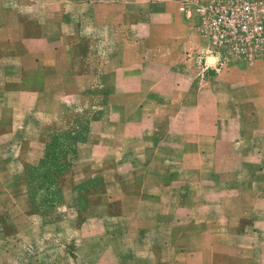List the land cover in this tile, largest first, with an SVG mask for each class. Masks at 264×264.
I'll return each instance as SVG.
<instances>
[{
	"label": "crops",
	"instance_id": "1",
	"mask_svg": "<svg viewBox=\"0 0 264 264\" xmlns=\"http://www.w3.org/2000/svg\"><path fill=\"white\" fill-rule=\"evenodd\" d=\"M196 1L0 0V264H264V60Z\"/></svg>",
	"mask_w": 264,
	"mask_h": 264
},
{
	"label": "built area",
	"instance_id": "2",
	"mask_svg": "<svg viewBox=\"0 0 264 264\" xmlns=\"http://www.w3.org/2000/svg\"><path fill=\"white\" fill-rule=\"evenodd\" d=\"M193 15L209 55L251 64L264 60L262 0L203 2L195 6Z\"/></svg>",
	"mask_w": 264,
	"mask_h": 264
},
{
	"label": "rangeland",
	"instance_id": "3",
	"mask_svg": "<svg viewBox=\"0 0 264 264\" xmlns=\"http://www.w3.org/2000/svg\"><path fill=\"white\" fill-rule=\"evenodd\" d=\"M210 1H216V0H203V1H196V3H194V4H192L193 5V7L194 6H197L198 4H200V3H203V2H210ZM263 1V3H264V0H262ZM195 2V1H194ZM195 8V7H194ZM183 12H185V11H183ZM193 18H195V16L193 17ZM71 156H69V154L68 155H66V157L64 158V159H62V161L60 162L61 163V166H60V164L59 163H55V167L53 168V171H59L60 169L61 170H64V169H66V168H68L69 166H70V162H71V158H70ZM52 168V167H51ZM38 174V173H37ZM37 174H36V172H34V177H35V182H37V184H39L38 182L40 181V175H38V178L36 177L37 176ZM55 176H57L56 174H54L53 173V175H50V178L51 179H54L55 178ZM38 200L41 202V204H42V202H45V201H47V200H49V197H46V196H43L42 194H40L39 195V197H38ZM41 210L43 211V208L41 207ZM28 243V242H27ZM27 257H23V262H22V264H28V262H27Z\"/></svg>",
	"mask_w": 264,
	"mask_h": 264
},
{
	"label": "trees",
	"instance_id": "4",
	"mask_svg": "<svg viewBox=\"0 0 264 264\" xmlns=\"http://www.w3.org/2000/svg\"><path fill=\"white\" fill-rule=\"evenodd\" d=\"M38 175H40V174H37V176H36L37 178H38ZM40 177H41V175H40ZM40 177H39V178H40Z\"/></svg>",
	"mask_w": 264,
	"mask_h": 264
},
{
	"label": "bare ground",
	"instance_id": "5",
	"mask_svg": "<svg viewBox=\"0 0 264 264\" xmlns=\"http://www.w3.org/2000/svg\"><path fill=\"white\" fill-rule=\"evenodd\" d=\"M212 61H213V59H212ZM214 62H215V60H214Z\"/></svg>",
	"mask_w": 264,
	"mask_h": 264
}]
</instances>
